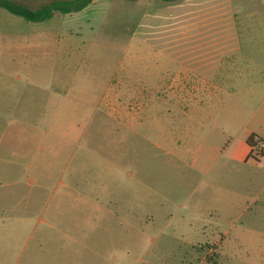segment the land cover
<instances>
[{
	"label": "rangeland",
	"instance_id": "obj_1",
	"mask_svg": "<svg viewBox=\"0 0 264 264\" xmlns=\"http://www.w3.org/2000/svg\"><path fill=\"white\" fill-rule=\"evenodd\" d=\"M174 129H264V0H93L42 22L0 7V192L19 182L0 225H21L0 264H264L251 213L219 244L239 215L200 196Z\"/></svg>",
	"mask_w": 264,
	"mask_h": 264
},
{
	"label": "crops",
	"instance_id": "obj_2",
	"mask_svg": "<svg viewBox=\"0 0 264 264\" xmlns=\"http://www.w3.org/2000/svg\"><path fill=\"white\" fill-rule=\"evenodd\" d=\"M192 65H196L193 69L205 68L204 73L208 72L211 77L212 71L221 67L212 61L193 63ZM206 76H200L192 82L195 85L205 86L209 84L208 81L211 79L206 78ZM174 98L175 100H181L184 95H174ZM174 132L177 135L176 142L181 145L180 147H184L183 145L189 146L188 160L182 152H179L181 160L187 161L201 175V178H199L200 183H205V192L200 193V196H204L212 203L219 205L222 213L239 215L235 220H229L227 226L225 225L221 229L219 244L230 247L235 242H239L236 240L243 239H241L240 234L235 235L231 231L233 228L245 229L247 227L250 229V226L244 220V215L247 213L253 215L251 218L253 221L252 226L258 229L264 227V218L262 217L264 215V194L261 201L257 196L258 194L255 195V187L258 189L262 177L256 173L262 168V161L256 159L257 153L255 152L258 150L256 147L250 146L247 141L252 135L264 140V129H174ZM178 149L181 151L179 147ZM261 157L264 159V154ZM8 162L11 163L10 160ZM44 179L47 180L48 177L45 176ZM7 183H11L12 188L6 192H0V207H2L0 213H3L4 210L14 213L19 205L17 200L18 191L13 187L19 182ZM0 186H3L1 180ZM213 206L215 208V205ZM0 226L1 242L9 241L13 246L14 236L18 235L15 231H18L21 225L13 222L9 224L3 222ZM163 234L166 237L171 235ZM180 236L184 240H190L186 234ZM201 241L186 243L196 245L202 244ZM257 247H259V253L263 254L264 244L258 243ZM222 252L228 256L237 254L234 249H226ZM0 254L6 258L5 256L9 253H6L4 249L0 251Z\"/></svg>",
	"mask_w": 264,
	"mask_h": 264
},
{
	"label": "trees",
	"instance_id": "obj_3",
	"mask_svg": "<svg viewBox=\"0 0 264 264\" xmlns=\"http://www.w3.org/2000/svg\"><path fill=\"white\" fill-rule=\"evenodd\" d=\"M93 0H54L48 4L41 5L36 9H32L25 5L16 3L12 0H0V7L4 8L8 12L23 17L30 22H42L51 19L56 12L60 13H72L77 12L89 4ZM128 1H139V0H128ZM165 2H175L179 0H162ZM256 136H250L248 143L254 147L256 145ZM264 154V153H263ZM262 154V155H263Z\"/></svg>",
	"mask_w": 264,
	"mask_h": 264
},
{
	"label": "built area",
	"instance_id": "obj_4",
	"mask_svg": "<svg viewBox=\"0 0 264 264\" xmlns=\"http://www.w3.org/2000/svg\"><path fill=\"white\" fill-rule=\"evenodd\" d=\"M256 145L254 147L257 148V156H261L264 153V140L256 138Z\"/></svg>",
	"mask_w": 264,
	"mask_h": 264
}]
</instances>
